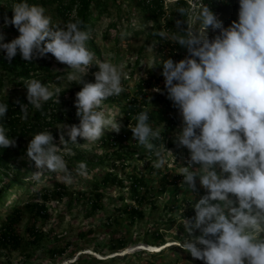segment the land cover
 <instances>
[{"label": "clouds", "instance_id": "clouds-1", "mask_svg": "<svg viewBox=\"0 0 264 264\" xmlns=\"http://www.w3.org/2000/svg\"><path fill=\"white\" fill-rule=\"evenodd\" d=\"M12 11L11 19L5 15L4 26H15L20 35L4 42L6 37L0 32V52L6 59L11 61L19 54L32 62L51 54L67 65L69 83L83 85L75 101L79 124L58 127L63 148L54 143L50 130L35 134L27 147V156L38 169L31 174L34 180L56 173L58 180L71 184L74 176L64 154L74 152L68 145H81L78 137L96 142L106 131L119 133L123 127L117 115L104 107L109 97L124 91L123 64L97 58L88 46L91 30L85 28L83 20L54 23L43 5L28 0L14 3ZM178 13L188 15L184 7ZM195 20L196 24L190 19L176 20V33L171 38L187 50L186 57L179 62L167 58L160 64L168 99L179 109L183 121L173 142L190 152L188 166H179L183 176L180 185L198 194V179L207 192L194 203L195 216L183 217L189 238L177 247L204 264H264V0H239L238 21L233 20L228 27L208 4ZM210 28L218 30L214 37L209 36ZM125 35L121 33V39ZM158 35L165 38L163 32ZM155 47L151 44L148 50ZM92 66L99 68L94 83L84 79ZM26 88L28 103L16 101L22 119H28L29 105L41 110L54 96L60 103L59 87L53 89L30 79ZM8 107L0 103V118L6 117ZM135 119L134 126L128 125L133 139L154 154L155 167H162L167 155L174 153L166 147L160 127L149 123L147 110ZM15 145L16 139L9 138L8 129L0 123V148ZM76 172L86 176V162H79ZM197 230L200 235H195ZM145 249L153 253L161 250Z\"/></svg>", "mask_w": 264, "mask_h": 264}, {"label": "rangeland", "instance_id": "rangeland-1", "mask_svg": "<svg viewBox=\"0 0 264 264\" xmlns=\"http://www.w3.org/2000/svg\"><path fill=\"white\" fill-rule=\"evenodd\" d=\"M173 2L174 0H167V6ZM235 2H239V0H235ZM118 10L122 13L131 10L132 15L138 13L134 7H131L129 0H119L116 5L110 7L111 15L106 14L98 21L96 29L92 33L96 37V43L105 57L113 64L117 62L116 50H119L118 59H120V63L118 64H123L125 74L122 78L124 89L126 87L128 92L133 93L136 90L134 84L146 77L148 73H152L157 78H161V83L157 87L168 99L165 78L161 75L163 69H161L162 65L160 64L163 60L158 59L156 61L157 46L152 51L147 49L143 52V65L138 66L136 63L139 50L146 44L148 37L147 33L138 35L134 33L133 28H138L135 26L138 24V20L133 22L130 43L126 39L121 44L116 43L114 39L116 33L114 30H110V26L118 21L120 15ZM186 10L188 15L185 17L180 15L179 20L190 19L193 24H196L195 16L200 10V0H190ZM238 12L239 10L233 12L232 16L238 17ZM121 22L118 23L119 30L124 32L127 30V24ZM208 31L209 36H215L218 30L214 31L210 28ZM163 33L165 40L174 42L171 38L176 33V29ZM1 54L2 52H0ZM172 59L179 62L183 58L175 57ZM156 62L158 63L156 64ZM155 65L157 67L152 68ZM66 68L67 65L53 61L51 72L67 73L70 70ZM134 70L137 72L132 76ZM90 72L91 68L86 76L92 77L93 74ZM13 75V72L0 66V84L4 85L0 90V99H14L16 96H21L27 100V89L16 87L11 83ZM50 86L53 89L59 87L60 93L65 94L67 112L76 108L77 92L71 93V90L77 88L76 82L69 83L67 79H62L60 85L51 84ZM149 93L152 96L156 92L151 90ZM53 98L56 101V97ZM60 99L61 96H59ZM60 102L62 103L61 100ZM117 102H105L104 107L114 112L117 115V122L123 125L121 129L123 139L121 141H117L115 146H107L100 143V140L87 142L84 139V144L76 147V149L68 146L74 152V154H66L70 159L80 157L100 165L93 169L87 166V175L82 176L83 178H80V175H73L75 184L68 188L63 197L55 196L45 200L41 193H46L49 190L52 194L55 188L53 180L49 179L48 176L47 178L42 176L37 183L30 187L26 186L25 189L14 191L8 200V204L0 206V222L5 221L6 214L11 211L10 205L15 200L20 199L19 206L22 208V218L16 223L14 232L18 241L15 246L11 244L5 247L0 246V264H204L203 261L193 258L191 253L177 247L178 245L169 246L156 253L147 251L145 246H140V244L162 245L170 241L180 243L182 239L189 238L182 225V214L187 210L194 209V203L199 200V192L205 190L200 186L198 179V194L193 195L185 185H180L183 178L179 175V166L186 167L183 165V161L188 163L190 159L188 154L190 155V153L185 148H177L173 142L175 132L182 127L183 123L179 109L169 100L172 107L167 108V118L175 116L176 124L165 143L175 156L167 155L165 164L157 168L154 166L156 161L154 154L138 145V142L133 139V133L128 125H124L125 118L119 106V104L125 103L122 93ZM118 119L120 120L118 121ZM63 124L72 125L73 123L67 119ZM58 126L61 127L62 124ZM159 127L161 132L166 130V123L162 122ZM59 147L63 148V146ZM124 155H128L129 159ZM120 157L125 160L126 164L137 166L142 171L148 166H154L156 170L167 173L169 180L172 181L167 192L162 194L161 185L156 183L146 201L142 204L135 203L130 197L131 190L128 179L126 180L123 175L121 164L117 162ZM175 161H179V163L176 164ZM108 169H115L119 172L120 176L125 178L127 186L121 187L119 184L113 185L111 183L105 186L101 185L103 197L100 201H96L94 196L90 197L92 194L90 191L84 197L78 194L80 190L86 191L90 183L100 182L101 176L98 170L105 171ZM30 179L35 182L33 178ZM56 180L61 182L57 178ZM175 191H177V195L174 196L171 192ZM36 205L45 206L44 217L36 216L38 209ZM130 205L140 210L143 217L133 218L128 212H123L124 208ZM157 231L164 237L161 243H157L156 237L153 235ZM195 235H200V232L197 230ZM122 245L125 247L122 248ZM127 248H131L133 252L120 256L114 255L122 253L121 251ZM54 250L57 254L52 253ZM90 251H96L103 255V258L99 259L91 255ZM153 254H157V256H153ZM72 260L74 261L72 262Z\"/></svg>", "mask_w": 264, "mask_h": 264}, {"label": "trees", "instance_id": "trees-1", "mask_svg": "<svg viewBox=\"0 0 264 264\" xmlns=\"http://www.w3.org/2000/svg\"><path fill=\"white\" fill-rule=\"evenodd\" d=\"M118 1L119 0H28V3L43 5L47 10V14L52 16L54 23L63 25L69 20H83L85 28L91 30V39L88 42V46L90 50L96 54L97 58L103 61L109 59L103 54L101 48L96 43V37L92 35V33L95 31L99 20H101L106 14L111 15L109 11L110 7L116 5ZM189 1L190 0H174L173 4L167 6V0H129L131 7H134L138 13L137 15H132L131 10L124 13L118 10L120 13L118 21L110 26V30H114L116 33L114 38L116 43L121 44L124 39L130 43V33L133 28V22L138 20V24L135 25L138 28H133L135 30L134 33L136 35L142 33L148 34L146 44L139 50V56L136 61L138 66L143 64V52L146 51L148 46L152 43H156L157 46L155 53L156 61H158V59L164 61L167 57H181L184 59L187 55V50L185 48L174 42H168L158 34L170 30L174 31L176 20H179L181 17L178 13V9L180 7L186 9ZM17 2H21V0H0V32H3L6 37L4 42H11L20 35L15 26H4L5 15H7L9 19L13 17L14 13L12 11V6ZM207 4L211 10L216 13L218 19L223 22L225 27L230 26L233 20L238 21V17H233L232 13L239 10V2H235V0H200V9ZM121 21L127 24V30L124 32L119 30L118 23H122ZM121 33H127V35L121 39ZM154 33L156 35H154ZM210 37H214V35H210ZM116 52L117 62L115 64L119 65V50H116ZM53 61L57 60L51 54H48L44 58L34 59L32 62L24 61L19 54L11 61L6 59L5 53L2 52L0 55V66L10 70L14 74L11 83L16 87H23L25 89H27L26 82L30 79H37L42 81V83H47L49 85H60L62 79H58V77H64V79H66L67 73L51 72ZM157 63L158 62H156V64ZM155 66L157 67V65ZM161 69H163L162 66ZM96 71H98V66H92L90 73L93 74V76H85V81L94 83V73ZM136 72L137 70H134L131 75H135ZM160 83L161 78H157L154 74L148 73L146 77L140 79L138 83L134 84L136 90L133 93L128 92L125 87L122 92L125 103L119 104V106L121 107V113L125 118L124 125L132 124L134 126L137 114L145 110L148 111L149 123L152 124L153 128L159 127L162 122H165L166 130H163L161 135L165 137L166 141L175 128L176 117L172 116L169 119L167 118V108L172 106L169 104V100L164 97V93L156 92L153 93L152 96L149 93V91L153 90ZM76 85L77 88L71 90L72 94L75 92L78 93L82 90L83 86L81 84ZM3 87L4 85L0 84V90ZM59 95L61 96L60 100L62 103L60 102L58 104L53 98L44 103L41 110H36L29 105V115L26 120L21 118L22 114L20 113V105L17 104L16 101L19 100L21 103L27 104L28 100L21 96H16L14 99H0V103H7L9 106L6 117L0 118V123L5 124V127L8 129L9 138L16 139L15 146H10L5 149L0 148V206L8 204V200L13 195L14 191L25 189L26 186L30 187L37 183V180L33 182L30 178H32L31 174L38 169L35 166V162L27 156V147L33 136L38 132L50 130L54 136V143L56 145L58 143V146H63L60 143L61 130L58 128V125L63 124L67 119L71 120L73 124H79L80 120L77 116V108H73L70 112H67L65 94L60 93ZM118 97L119 96L109 97L105 102L114 101L116 103ZM119 120L120 119H118V121ZM65 139L70 141V137L67 135H65ZM122 139V132L120 131L119 133L105 132L99 140L103 145L115 146L117 141H121ZM77 140L81 145L84 144L83 138L78 137ZM160 142L161 141H154L156 144H159ZM68 146H72L73 149L79 147L72 144H69ZM185 150L190 153L187 148H185ZM124 156L129 159L128 155ZM188 157H190L189 154ZM64 158L69 170H72L73 175L77 176L79 175L77 174L76 169L78 163L81 161L86 162L87 166L91 167V169L100 165L94 164L93 162L84 160L80 157L70 159L66 154H64ZM180 158L182 159V156ZM118 159H120L117 160V162L121 164L123 175L126 180L128 179V185L131 190L130 197L137 204H142L147 200L150 192L154 188V184H160V191L164 194V192H167L168 186L172 183V181L169 180L170 178L167 173L161 170H156L154 166H148L147 169L142 171L137 166L126 164L123 158L120 157ZM175 163L178 164L179 161H175ZM183 165H186L187 167L188 163L184 160ZM98 171L101 176L100 182L94 184L90 183L86 191L80 190L78 194L81 197L87 196V193L90 191L92 193L90 194V197L94 196L93 198L96 201H100L103 197L101 185L105 186L108 183H111L113 185L119 184L121 187L127 186L125 184V178H122L119 172L115 169ZM44 176L46 178L48 176L49 179L53 180V186L55 188L52 194L49 190H47L48 192L46 191V193H41L45 200H49L50 197L55 196L63 197L66 195L68 188L75 184V181L70 185L64 182H58L56 180V173H46ZM79 177L83 178L82 176ZM181 178H183V176H181ZM171 193H173L174 196L177 195V191ZM205 194H207L206 190H201L199 192V199ZM121 199H123V197H121ZM19 201L20 199H17L10 205L11 211L6 214L5 221L0 222V246L2 247L9 246L10 244L15 246V243L18 241L14 232L16 223L22 218V208L19 206ZM36 206L38 207L36 216L44 217L45 206ZM123 212H128L133 218L143 217V213L137 208L135 209L132 205L124 208ZM193 216H195L194 209L187 210L182 214V218H191ZM153 235L156 237L157 243H161L164 239L162 234L158 231ZM124 247L125 246L122 245V248ZM52 253L57 254L55 250L52 251ZM153 256H157V254H153Z\"/></svg>", "mask_w": 264, "mask_h": 264}, {"label": "bare ground", "instance_id": "bare-ground-1", "mask_svg": "<svg viewBox=\"0 0 264 264\" xmlns=\"http://www.w3.org/2000/svg\"><path fill=\"white\" fill-rule=\"evenodd\" d=\"M180 243H178V241H177V243L176 242H172V241H170V242H167V246H165V248H163V249H161L160 247L161 246H164L165 245V243L164 244H162V245H146V244H140V246H145V247H147V248H149V250H156V251H158L159 249H161V250H159L160 252L161 251H163V250H165L167 247H169V246H174V245H179ZM139 249H140V247H138ZM142 248V247H141ZM122 253H117V254H114V255H123V254H128V253H131V252H133V250L131 249V248H127V249H125V250H123V251H121ZM89 253H91V254H93V255H96L99 259L100 258H103V255H101V254H98L96 251H90ZM95 256V257H96ZM74 260H72V262H73ZM71 263V262H70Z\"/></svg>", "mask_w": 264, "mask_h": 264}]
</instances>
